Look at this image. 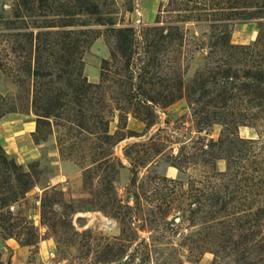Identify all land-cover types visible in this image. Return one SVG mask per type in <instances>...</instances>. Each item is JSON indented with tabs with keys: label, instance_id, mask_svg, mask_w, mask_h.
<instances>
[{
	"label": "rangeland",
	"instance_id": "rangeland-1",
	"mask_svg": "<svg viewBox=\"0 0 264 264\" xmlns=\"http://www.w3.org/2000/svg\"><path fill=\"white\" fill-rule=\"evenodd\" d=\"M0 264H264V0H0Z\"/></svg>",
	"mask_w": 264,
	"mask_h": 264
}]
</instances>
